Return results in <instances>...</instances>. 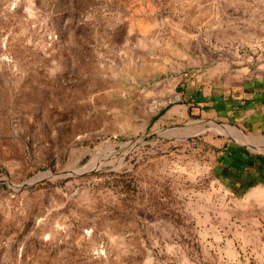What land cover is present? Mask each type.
<instances>
[{
    "label": "rangeland",
    "instance_id": "rangeland-1",
    "mask_svg": "<svg viewBox=\"0 0 264 264\" xmlns=\"http://www.w3.org/2000/svg\"><path fill=\"white\" fill-rule=\"evenodd\" d=\"M259 162L264 0H0V264H264Z\"/></svg>",
    "mask_w": 264,
    "mask_h": 264
},
{
    "label": "crops",
    "instance_id": "crops-1",
    "mask_svg": "<svg viewBox=\"0 0 264 264\" xmlns=\"http://www.w3.org/2000/svg\"><path fill=\"white\" fill-rule=\"evenodd\" d=\"M182 82L183 83H181L177 89V94L181 95V103L168 108V114L164 116L165 119L174 120V117L181 111L187 114L200 113L202 116L216 119L218 116H226L231 121L235 120L234 123L236 125L245 127L249 125L246 116L249 112L253 111L254 108H257L258 104L256 103L262 99L258 98L262 96L258 88L252 85L241 86L240 89L237 88V92H234L238 94L233 102L234 105L226 107L224 106V104H226L225 100L233 97L232 93L228 95L229 91L224 92L222 96L220 90H203L201 84L196 83L195 79L190 81V79L186 78ZM231 101H233V99H231ZM163 122H165V120H162V123ZM263 166L264 165L260 162L254 165L252 163L246 171H243L244 176H250L251 180L255 178V176H261L262 173H264V170L261 171ZM261 186L264 187V184L261 185L259 183L255 185V183H251L249 189L251 191Z\"/></svg>",
    "mask_w": 264,
    "mask_h": 264
},
{
    "label": "built area",
    "instance_id": "built-area-1",
    "mask_svg": "<svg viewBox=\"0 0 264 264\" xmlns=\"http://www.w3.org/2000/svg\"><path fill=\"white\" fill-rule=\"evenodd\" d=\"M178 100H181V96L178 95V94H175V95H173L172 99L169 98L168 100H164L163 103L167 104V103H172V102H175V101H178Z\"/></svg>",
    "mask_w": 264,
    "mask_h": 264
},
{
    "label": "trees",
    "instance_id": "trees-1",
    "mask_svg": "<svg viewBox=\"0 0 264 264\" xmlns=\"http://www.w3.org/2000/svg\"><path fill=\"white\" fill-rule=\"evenodd\" d=\"M250 166V165H249ZM264 170V168H262V170L261 171H263ZM257 178V177H256ZM255 178V179H256ZM260 178V180L262 181V183H264V173H262V175L261 176H259L258 177V179ZM255 179H253L252 181H251V183H255L254 181H255Z\"/></svg>",
    "mask_w": 264,
    "mask_h": 264
},
{
    "label": "water",
    "instance_id": "water-1",
    "mask_svg": "<svg viewBox=\"0 0 264 264\" xmlns=\"http://www.w3.org/2000/svg\"><path fill=\"white\" fill-rule=\"evenodd\" d=\"M59 173H56V174H54V176H57ZM24 185H26V183H23L22 185H20V187H22V186H24Z\"/></svg>",
    "mask_w": 264,
    "mask_h": 264
},
{
    "label": "bare ground",
    "instance_id": "bare-ground-1",
    "mask_svg": "<svg viewBox=\"0 0 264 264\" xmlns=\"http://www.w3.org/2000/svg\"><path fill=\"white\" fill-rule=\"evenodd\" d=\"M231 129V128H230ZM229 130V129H228ZM232 130V129H231ZM125 150V149H124ZM121 156V155H120ZM96 161V159H94V162ZM94 162H90V164H93L94 166ZM84 170V169H83Z\"/></svg>",
    "mask_w": 264,
    "mask_h": 264
}]
</instances>
